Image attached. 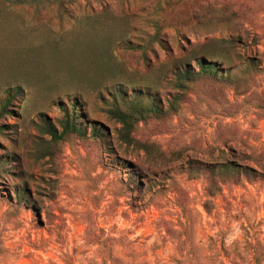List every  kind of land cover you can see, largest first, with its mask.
I'll use <instances>...</instances> for the list:
<instances>
[{"label":"rangeland","instance_id":"obj_1","mask_svg":"<svg viewBox=\"0 0 264 264\" xmlns=\"http://www.w3.org/2000/svg\"><path fill=\"white\" fill-rule=\"evenodd\" d=\"M13 89L0 264H264V0H0ZM120 91L161 110L127 141ZM73 99L85 134L55 144Z\"/></svg>","mask_w":264,"mask_h":264},{"label":"trees","instance_id":"obj_2","mask_svg":"<svg viewBox=\"0 0 264 264\" xmlns=\"http://www.w3.org/2000/svg\"><path fill=\"white\" fill-rule=\"evenodd\" d=\"M195 62L198 64L197 66L199 67V71L201 74L210 75L213 77L218 76L217 69L215 68L214 65L210 63L206 64L203 59H197V61ZM187 65L184 67L180 65V69H177L176 71L177 78L175 80L178 85L177 87L180 89L182 88L183 81L190 82L195 77V74L191 71L189 67H187ZM74 71L79 73L83 81L90 80L91 78L89 77L90 70L87 67L83 68L82 70L72 69L69 71V73ZM17 93L18 91L16 89L8 91L6 98L0 104V119L10 114L8 108L15 100ZM119 93H120L119 100L116 98V96L111 97L110 104L113 105L110 107L108 112L111 114L112 118H114L121 125V129H122L121 134L123 138H126L127 141L129 140L131 129L133 128L135 123L139 121H143L145 117H149L150 115H160L161 110L156 105V102L153 99H149L148 97H145L144 99L135 98L132 101L130 100L127 101V98L125 99L123 97L124 92L120 91ZM144 95L148 96L147 92H144ZM79 112H81V109L77 104V100L73 99L70 103H68V110L63 109L62 111L63 116L60 122V126L62 130L60 134H58L57 131L51 125H47L45 121H42V123L45 125V131L51 137L53 143L57 144L59 141H62L66 135L71 133L77 135L85 134L84 133L85 127L78 119ZM0 134L3 133L0 132ZM91 135L96 139L98 138L97 136L103 137L101 132H98L96 130H92ZM5 164L6 162L0 163V171L4 170ZM225 173L238 174V171L232 168L230 169L226 168ZM242 173H246V171L244 170L242 171ZM17 198H18L17 200H21L22 198H24V195L23 194H20L19 196L17 195Z\"/></svg>","mask_w":264,"mask_h":264}]
</instances>
